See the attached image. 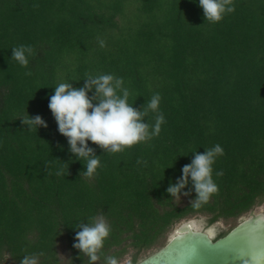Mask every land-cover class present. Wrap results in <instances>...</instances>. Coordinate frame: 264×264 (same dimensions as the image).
Returning a JSON list of instances; mask_svg holds the SVG:
<instances>
[{"label": "trees", "instance_id": "obj_1", "mask_svg": "<svg viewBox=\"0 0 264 264\" xmlns=\"http://www.w3.org/2000/svg\"><path fill=\"white\" fill-rule=\"evenodd\" d=\"M234 4L212 24L198 0H0V264L40 252V264H62L60 241L66 264H88L73 248L76 226L98 214L112 227L106 254L130 248L144 259L189 214L213 223L264 202V0ZM20 45L34 49L27 68L11 59ZM86 73L123 78L137 109L159 93L166 120L158 137L122 153L89 141L103 164L92 178L48 108L58 83L82 87ZM26 114L48 127L28 130ZM216 144L218 194L199 209L194 191L174 200L166 189L193 152Z\"/></svg>", "mask_w": 264, "mask_h": 264}, {"label": "clouds", "instance_id": "obj_2", "mask_svg": "<svg viewBox=\"0 0 264 264\" xmlns=\"http://www.w3.org/2000/svg\"><path fill=\"white\" fill-rule=\"evenodd\" d=\"M199 7L203 9L205 21L216 24L235 12L234 0H198ZM39 7V5H33ZM101 48L106 46L103 39L98 38ZM12 50L11 59L20 66L27 68L29 57L34 55L32 46L20 45ZM31 72L25 75L30 76ZM91 93V95H90ZM132 95L124 86V80L111 73H86L82 87H74L73 83L62 81L54 87V94L49 98L50 109L58 132L66 137L69 152L78 161H82L86 171L85 177L92 178L97 170L103 167L100 156L96 155L89 141L98 146L103 153H122L133 146L148 143L158 137L162 125L166 123L164 114L160 111L159 93L153 94L151 99L141 108L137 109L129 102ZM154 113V123L145 122V118ZM22 125L28 130L47 128L48 124L40 116L32 117L28 114L19 118ZM224 155L223 148L216 144L206 148L203 153L193 152L194 158L190 164L183 166L182 176L175 183H170L167 193L176 201L181 196L195 197L190 200L194 209L207 204L213 195L218 194L219 187L214 175L219 177L223 172H215L214 165L217 159ZM137 163L146 161L138 160ZM63 170L56 175H62ZM70 174V173H69ZM191 183V188H188ZM188 188L187 191H182ZM73 248L82 256L87 257L88 264H97L103 258L104 264H143V257L138 256L134 249H129L123 256L105 253L106 241L110 238L112 227L105 215L98 214L89 218V223L76 226ZM192 230L212 238L216 232V225H209L205 218H200L192 224ZM44 253L25 255L20 264H40V257Z\"/></svg>", "mask_w": 264, "mask_h": 264}, {"label": "water", "instance_id": "obj_3", "mask_svg": "<svg viewBox=\"0 0 264 264\" xmlns=\"http://www.w3.org/2000/svg\"><path fill=\"white\" fill-rule=\"evenodd\" d=\"M196 219L179 223L168 241L143 264H264V213L250 216L216 239L192 230Z\"/></svg>", "mask_w": 264, "mask_h": 264}, {"label": "rangeland", "instance_id": "obj_4", "mask_svg": "<svg viewBox=\"0 0 264 264\" xmlns=\"http://www.w3.org/2000/svg\"><path fill=\"white\" fill-rule=\"evenodd\" d=\"M252 209H253L254 212H264V202L261 203V204L255 205ZM210 216L211 215L209 213H207V212L187 215L180 222L175 223L167 231H165L160 236L158 241L149 250L141 252L140 255H143V254H145L147 252H150V251H153V250H155L157 248L162 247L168 241L171 231L177 225H179V223H181L184 220H187V219L199 220L200 218H205L209 225H216V232H215V235L213 236V237L216 238L217 235L219 234V232L220 233L222 232V233L225 234V233L229 232L232 228H234L242 219H244V218H246L248 216V212L242 213V214H240L238 216H233V217H228V218H225V219H220L219 221H216V222H213V223L209 222ZM57 250H58V255H59V258H60L62 264H66L68 259H69V249H68L66 243L63 242V241H60L59 244H58ZM1 262H2V264H15V263H13L11 261V259L9 258L8 255H5L3 257V259L1 260Z\"/></svg>", "mask_w": 264, "mask_h": 264}, {"label": "flooded vegetation", "instance_id": "obj_5", "mask_svg": "<svg viewBox=\"0 0 264 264\" xmlns=\"http://www.w3.org/2000/svg\"><path fill=\"white\" fill-rule=\"evenodd\" d=\"M252 211H253V209H251V210L248 211V216H247V217L250 216V214H251ZM253 212H254V211H253ZM254 213L257 214V213H260V212H254ZM263 213H264V212H263ZM247 217H246V218H247ZM218 221H219V220H218ZM241 221H242V220H241ZM241 221H240V222H241ZM240 222H239V223H240ZM239 223H238V224H239ZM238 224H237V225H238ZM237 225H236V226H237ZM219 233H220V232H219ZM225 234H226V233H225ZM225 234H224V235H225ZM213 239H216V238L213 237Z\"/></svg>", "mask_w": 264, "mask_h": 264}]
</instances>
